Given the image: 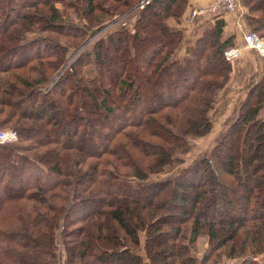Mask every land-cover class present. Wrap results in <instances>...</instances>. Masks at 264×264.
Instances as JSON below:
<instances>
[{"label":"trees","instance_id":"16d2710c","mask_svg":"<svg viewBox=\"0 0 264 264\" xmlns=\"http://www.w3.org/2000/svg\"><path fill=\"white\" fill-rule=\"evenodd\" d=\"M135 2L0 0V127L19 134L0 144V264H196L200 235L203 264H264V80L209 154L134 183L209 130L232 71L222 19L179 56L166 20L186 0H150L53 79L88 33L74 20L94 32ZM243 2L264 38V0Z\"/></svg>","mask_w":264,"mask_h":264},{"label":"rangeland","instance_id":"374dc122","mask_svg":"<svg viewBox=\"0 0 264 264\" xmlns=\"http://www.w3.org/2000/svg\"><path fill=\"white\" fill-rule=\"evenodd\" d=\"M137 4H138V0H136L135 3H132L127 8H125V10H123L120 14L115 15L113 19L107 21L105 24H103L98 28H94L96 29L94 32L93 29L88 28L87 25L84 24L81 20H77V21L74 20V22H78L81 23V25H84V27L88 30V33L84 38H81L79 42V46L77 48L75 49L73 47L70 48L71 50L69 52L67 60L64 62L61 69L58 70L57 74H55L53 79H58L60 77L63 71L67 67H69V65L74 61L78 53L91 52L92 45L97 39L101 37H105L110 32L115 31L116 29L121 27L122 24L127 25L129 27L130 24L134 23L135 20L137 19L138 10L140 9V8L138 9ZM59 5L61 4L59 3ZM94 25H97V23H94ZM33 35L34 34H30V37H33ZM238 57H236L234 60H236ZM256 64H258V68L257 69L250 68L249 74H247L245 78V80L247 81L246 83L242 84V82H240L242 77L235 76L234 80L233 77H230L229 79L230 82L228 81L227 84L219 92H217L213 107L209 111L211 126L209 130L206 132V134L198 137H190L187 141V145L184 148L176 151L173 162L170 165H167L163 171L155 174H150L147 179L143 181L136 180L134 183H146L149 181H157V180L173 177L181 169L187 167L194 160L200 159L206 156L207 154H209L211 148L216 144V142L225 132L228 125L236 117L238 108L243 101L247 88L256 79H260V78L264 79V75L262 76L259 73V72L264 73V61L260 63V61L258 60ZM81 69L86 73V75L89 78H92L94 76L92 63H85L84 65H82ZM106 77L109 78V75L107 74ZM51 86H52V82L47 84L43 88L48 90ZM258 117L264 120V102L262 108L258 113ZM0 128L14 129L10 126L0 127ZM167 195L168 194H166V196ZM194 249H195L196 264H203L201 263L200 259L203 256V254L207 251V237L205 235H200L198 237ZM255 258L256 257H254V259ZM64 259H65L64 253H61L59 257V264H64ZM257 259L259 261H263L264 254L259 255ZM237 261H238L237 258L228 259L222 257L220 258V261L217 264H233L236 263ZM145 264H148L147 261L145 262Z\"/></svg>","mask_w":264,"mask_h":264},{"label":"crops","instance_id":"0c3cea01","mask_svg":"<svg viewBox=\"0 0 264 264\" xmlns=\"http://www.w3.org/2000/svg\"><path fill=\"white\" fill-rule=\"evenodd\" d=\"M211 0H186V5L182 15L178 17H167L166 23L172 30L181 29L183 32L182 41L177 49V54L183 56L185 51L194 45L196 39L202 34L204 29L210 28L217 19L223 20L222 38H232L233 46H243V34L250 31V27L244 20V15L248 12L243 0H238V7L235 10H223L214 15L209 12H201L190 20V12L194 8L205 7ZM260 61H264V55L258 54L252 49H243L242 54L236 60H232V71L230 77L235 79V76L242 77V84L246 83L247 74L250 68L257 69ZM254 63V64H253ZM262 76L263 72H259ZM258 80L256 79L254 82ZM230 82V81H229ZM239 82V81H238ZM239 82V83H240ZM253 82V83H254ZM238 84V83H237Z\"/></svg>","mask_w":264,"mask_h":264},{"label":"built area","instance_id":"2783aa9c","mask_svg":"<svg viewBox=\"0 0 264 264\" xmlns=\"http://www.w3.org/2000/svg\"><path fill=\"white\" fill-rule=\"evenodd\" d=\"M150 0H138V9L142 8ZM238 7V0H211L205 7L194 8L190 12V20H193L196 15L201 12L216 13L219 10H235ZM252 49L260 55H264V39L259 37L253 31H247L243 34V46H230L224 51L226 60L232 61L240 56L243 49ZM9 134H14L15 139H12ZM8 135L9 139L4 140L0 144L16 142L19 139L18 132L14 129L0 128V140Z\"/></svg>","mask_w":264,"mask_h":264},{"label":"clouds","instance_id":"9594fccd","mask_svg":"<svg viewBox=\"0 0 264 264\" xmlns=\"http://www.w3.org/2000/svg\"><path fill=\"white\" fill-rule=\"evenodd\" d=\"M9 135L11 136L12 139H15L14 134H9ZM7 139H9V136H8V135H6V136L3 138V140H0V143L4 142V140H7Z\"/></svg>","mask_w":264,"mask_h":264}]
</instances>
